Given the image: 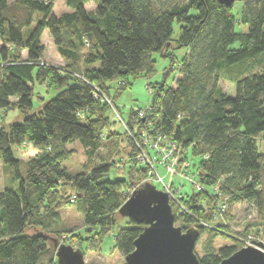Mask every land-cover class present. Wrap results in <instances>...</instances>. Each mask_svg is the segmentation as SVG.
<instances>
[{
	"label": "trees",
	"instance_id": "16d2710c",
	"mask_svg": "<svg viewBox=\"0 0 264 264\" xmlns=\"http://www.w3.org/2000/svg\"><path fill=\"white\" fill-rule=\"evenodd\" d=\"M90 1H96L93 11L85 7ZM240 3L237 15L235 4L227 8L218 0H66L71 12L57 17L53 0H0V115L30 111L36 84L57 93L38 114L0 131V161L19 182L18 191L0 193V264H41L49 246L55 254L50 239L64 243L59 228L64 206L74 204L83 216L88 241L124 220L119 210L130 196L125 193L149 182V168L137 162L139 151L124 127L123 135L112 130L113 111L95 100L94 87L110 96L107 83L118 82V97L132 81L155 75V53L174 62L178 49L188 54L175 87L148 84L151 105L131 110L127 126L162 130L181 147L185 160L190 152L200 159L194 174L203 191L180 194L177 206L171 201L184 231L195 227L201 237L209 235L200 264H220L243 248L216 251L212 246L229 231L226 219L213 216L216 187L229 211L246 203L264 220L259 148V140L264 141V0ZM45 31L63 67L44 60ZM223 79L234 86L233 95L220 88ZM139 112H145V122ZM122 140L131 151L126 163L114 165V149ZM75 142L90 162L77 175L64 165L72 156L68 145ZM27 147L37 153L25 162L15 148ZM98 156L102 161L94 164ZM114 168L144 178L110 180ZM143 229L129 220L115 235L117 251L131 254Z\"/></svg>",
	"mask_w": 264,
	"mask_h": 264
},
{
	"label": "rangeland",
	"instance_id": "374dc122",
	"mask_svg": "<svg viewBox=\"0 0 264 264\" xmlns=\"http://www.w3.org/2000/svg\"><path fill=\"white\" fill-rule=\"evenodd\" d=\"M12 3L15 0H8ZM55 3L53 13L55 16L59 17L65 13L71 12L67 5L66 0H53ZM98 1V0H97ZM96 1L88 2L85 7L88 11H93L96 9ZM242 4L238 2L235 4V13L238 15L241 11ZM175 34L173 39L178 38L179 28L175 24ZM246 32V29H243ZM45 51L46 63L54 65L56 67H63L64 63L59 61L58 53L56 47L52 41L50 33L45 31L42 37ZM239 45H236L234 49H238ZM57 54V55H56ZM188 54L187 49H178L174 51L175 60H171L169 57H164L161 53H155L153 55V60L155 61L156 73L149 80L144 77L132 81V88L123 91L121 95L116 97V90L118 89V82H108L107 86L110 87V97L115 101L122 120L127 124L129 121V115L131 110H141L146 111L151 105L150 91L148 90V84L155 83H165L167 87H175V82L179 76L178 68L182 60ZM57 56V57H56ZM173 69V71H170ZM220 88L227 95L234 94V86L227 80H221L219 83ZM57 93L54 91H47V89L39 84L35 85L33 108L30 111H25L23 114L18 109L9 111L6 115H0V131L2 127H7L13 123H21L25 118L36 115L42 111L43 107L56 97ZM112 121L115 124L112 125V130L118 132L119 134H124V129L122 125L114 120V114L112 113ZM124 139V136H123ZM113 147V145H111ZM28 148V147H27ZM259 148L262 154H264V141L259 140ZM68 149L72 151V156L65 162V167L73 175H77L85 171L86 166L89 165V160L85 154V151L79 142L68 145ZM113 163L114 165H121L126 163L128 160L127 154L130 153L131 149L126 140H122L119 145L114 149ZM102 156L106 157L109 150L107 147L103 149ZM37 152L33 147L28 149L19 150L15 148V155L22 161H27L31 156L35 155ZM190 162V172L194 173L196 171V166H198L200 159L189 153ZM101 156H98L95 163L102 161ZM122 162V163H121ZM159 175L165 178V182H172L174 188L179 192L177 194L185 195H195L198 193L194 185L185 180L179 178L171 179L166 176L165 171L159 168ZM150 175H148L149 179ZM108 178L110 180L125 179L129 183L130 179L140 182L143 180V175H131L127 170L114 168ZM152 183V182H150ZM153 184V183H152ZM158 190L161 187L155 184ZM172 187V185H170ZM19 182L15 181L13 173L0 161V193L5 190L18 191ZM134 190L127 189L126 194L131 195ZM162 191V190H161ZM164 192V191H163ZM167 193V192H165ZM168 194V193H167ZM171 205V200H170ZM176 205V204H175ZM177 206V205H176ZM172 207V205H171ZM173 210V208H172ZM61 221H60V234L64 241L63 244L70 245L75 249H83L85 253V264H126L125 256L120 254L115 248V235L125 226L128 225L129 220L124 219L120 221L113 229L103 232L102 234L96 236V240H86L88 238V232L85 229L83 216L78 212L74 204L64 206L60 210ZM225 222V221H224ZM176 227H181L180 222L175 221ZM226 225L228 227V235H219L213 242L212 246L216 251L224 248L226 246H238L242 248L243 241L251 240L252 246L257 247V243H261L264 246V220L260 218L259 213L254 206L246 203H239L232 205L230 211L226 218ZM195 228V227H194ZM183 230V229H182ZM184 231V230H183ZM94 238V239H95ZM237 238V240L235 239ZM209 239V235L206 233L203 235L197 245L196 254L198 257L204 255V247ZM103 240V242H101ZM248 240V241H249ZM262 249V248H261ZM264 250V249H262ZM41 264H58V260L53 253L50 246L48 248V253L43 257Z\"/></svg>",
	"mask_w": 264,
	"mask_h": 264
},
{
	"label": "water",
	"instance_id": "95a60500",
	"mask_svg": "<svg viewBox=\"0 0 264 264\" xmlns=\"http://www.w3.org/2000/svg\"><path fill=\"white\" fill-rule=\"evenodd\" d=\"M227 8L245 0H218ZM122 219L144 229L135 241V250L125 257L126 264H200L196 245L201 237L198 228L183 231L176 227L169 195L150 182L137 187L119 210ZM58 264H85V253L70 245L50 239ZM264 246L242 248L220 264H264Z\"/></svg>",
	"mask_w": 264,
	"mask_h": 264
},
{
	"label": "built area",
	"instance_id": "2783aa9c",
	"mask_svg": "<svg viewBox=\"0 0 264 264\" xmlns=\"http://www.w3.org/2000/svg\"><path fill=\"white\" fill-rule=\"evenodd\" d=\"M93 96L95 100L101 101L111 108L115 115V120L124 127L130 140L133 141L139 151L136 159L137 162L149 168L148 175L150 177L147 181L152 182L153 185H159L161 190L167 192L170 200L176 205L179 204V197L181 195L177 194L179 191L174 188L173 180L167 183L165 182V178L159 175V168L165 171L167 177L185 180L192 183L197 191H203L204 188L199 183L197 174L189 172L190 162L188 159L185 160L182 157L181 147L173 142L169 136L163 135L162 130L157 131L155 127L150 125H144L143 128L142 126H138L137 128L135 127L134 131H130L127 124L122 120L115 101L109 95L102 92L98 87H94ZM138 116L145 122V112H139ZM218 192V187L212 192L217 196V200L214 202L215 208L213 216L216 220L224 221L229 211L228 202L227 198H222ZM202 225L206 226L205 223ZM248 240L243 241V248L252 246L251 240Z\"/></svg>",
	"mask_w": 264,
	"mask_h": 264
},
{
	"label": "crops",
	"instance_id": "0c3cea01",
	"mask_svg": "<svg viewBox=\"0 0 264 264\" xmlns=\"http://www.w3.org/2000/svg\"><path fill=\"white\" fill-rule=\"evenodd\" d=\"M46 48V47H45ZM46 51V50H45ZM57 55V54H56ZM57 57V56H56ZM58 58H59V61L61 62L62 61V63H64L65 64V62H64V60L59 56V54H58ZM44 59H45V55H44ZM45 60H48V59H45Z\"/></svg>",
	"mask_w": 264,
	"mask_h": 264
}]
</instances>
